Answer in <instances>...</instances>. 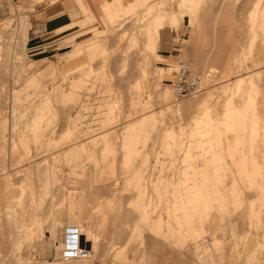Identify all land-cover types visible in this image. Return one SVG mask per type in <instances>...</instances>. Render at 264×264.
Wrapping results in <instances>:
<instances>
[{
  "label": "rangeland",
  "instance_id": "374dc122",
  "mask_svg": "<svg viewBox=\"0 0 264 264\" xmlns=\"http://www.w3.org/2000/svg\"><path fill=\"white\" fill-rule=\"evenodd\" d=\"M55 1L0 0V264H264V0H73L75 41L31 55Z\"/></svg>",
  "mask_w": 264,
  "mask_h": 264
},
{
  "label": "crops",
  "instance_id": "0c3cea01",
  "mask_svg": "<svg viewBox=\"0 0 264 264\" xmlns=\"http://www.w3.org/2000/svg\"><path fill=\"white\" fill-rule=\"evenodd\" d=\"M81 1L85 4L83 0ZM85 1L86 3L90 4V6H93L96 3H98L99 6L101 5V16L105 17H109L108 12H110V7L112 5H119L118 0ZM122 1L123 0H119V3H122ZM132 1L133 0H129L128 2H126L128 3L129 7L132 6ZM84 7L86 14H90L87 16L85 15V17L83 16V21H86L90 19L93 12L87 5ZM76 9L77 4L73 0H57L54 3H50L46 6H43L42 9L38 11L36 20L32 22L28 41L25 35L23 36L25 43L27 41V52L35 56L46 55L44 58H47L56 55V52L62 49L69 48L70 46L67 43L74 42L76 39V35L73 34L74 32L73 30L71 31V28H75V26H77L78 22L82 18L78 17L77 19H72L70 17ZM77 10L78 13L82 14L79 9ZM96 247L97 246H95V248Z\"/></svg>",
  "mask_w": 264,
  "mask_h": 264
},
{
  "label": "built area",
  "instance_id": "2783aa9c",
  "mask_svg": "<svg viewBox=\"0 0 264 264\" xmlns=\"http://www.w3.org/2000/svg\"><path fill=\"white\" fill-rule=\"evenodd\" d=\"M204 75L193 72L187 64L181 62L174 77L173 87L176 100H181L199 92ZM64 233L55 255L62 261L84 260L89 257V250L83 243V235L77 228L63 229Z\"/></svg>",
  "mask_w": 264,
  "mask_h": 264
},
{
  "label": "bare ground",
  "instance_id": "6f19581e",
  "mask_svg": "<svg viewBox=\"0 0 264 264\" xmlns=\"http://www.w3.org/2000/svg\"><path fill=\"white\" fill-rule=\"evenodd\" d=\"M141 6V5H140ZM131 7V6H130ZM129 10V9H128ZM127 11V10H126ZM126 13V12H125ZM118 15V14H117ZM122 15V14H121ZM229 66V65H228ZM207 78H209V79H211L212 78V75L211 76H207ZM209 79H208V82H209ZM211 81V80H210ZM173 89H174V87H173ZM175 92V91H174ZM206 111V110H205ZM59 245H60V242H59ZM54 248L57 250L58 248H59V246H57V247H55L54 246ZM57 259H58V257H56ZM58 260H60V259H58ZM84 260H86V259H84ZM62 261V260H61Z\"/></svg>",
  "mask_w": 264,
  "mask_h": 264
}]
</instances>
